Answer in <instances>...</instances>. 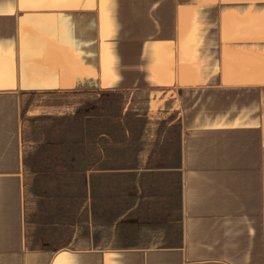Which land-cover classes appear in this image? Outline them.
<instances>
[{"label": "crops", "instance_id": "crops-1", "mask_svg": "<svg viewBox=\"0 0 264 264\" xmlns=\"http://www.w3.org/2000/svg\"><path fill=\"white\" fill-rule=\"evenodd\" d=\"M178 185L180 248L85 243ZM0 264H264V0H0Z\"/></svg>", "mask_w": 264, "mask_h": 264}, {"label": "trees", "instance_id": "trees-1", "mask_svg": "<svg viewBox=\"0 0 264 264\" xmlns=\"http://www.w3.org/2000/svg\"><path fill=\"white\" fill-rule=\"evenodd\" d=\"M35 92H23L21 101V115L25 116L30 104L33 100ZM31 198H35L33 195H28ZM174 196V202L170 207V203L164 208H160L159 211L151 210L147 215V218H140L142 223H127L126 220H122V213L126 215L125 210L114 211L112 216L111 206L109 204L110 197L104 195H88L87 201L92 205L90 211H88L87 227L85 226L87 242L93 245H101L102 247H152V248H180L183 243L182 232V212L180 203V185L176 188V195ZM77 200L76 195H71V224L70 232L72 235H78L79 230L84 228L83 225H78L79 218L75 219L73 210H77L75 205ZM104 201V206L107 204V208H103L101 204ZM106 202V203H105ZM26 215L31 220L32 211L34 209V200L26 201ZM76 206V207H74ZM94 209L101 210L102 215L98 217L99 225H95V219H93ZM77 213V212H76ZM147 211H145V214ZM150 217V218H149ZM149 218V220H148ZM125 219V218H124ZM93 222L94 224L90 223ZM27 227V220L25 222ZM26 245H35L29 234L26 233ZM73 240V239H72ZM58 245L59 243H55ZM70 245H78V242L65 243Z\"/></svg>", "mask_w": 264, "mask_h": 264}]
</instances>
